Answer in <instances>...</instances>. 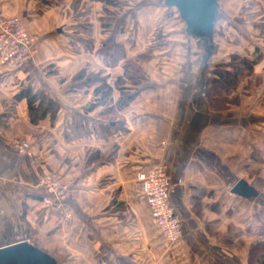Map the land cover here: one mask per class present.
Instances as JSON below:
<instances>
[{
    "label": "crops",
    "instance_id": "obj_1",
    "mask_svg": "<svg viewBox=\"0 0 264 264\" xmlns=\"http://www.w3.org/2000/svg\"><path fill=\"white\" fill-rule=\"evenodd\" d=\"M0 2L36 38L24 66L0 64V247L26 240L56 264H260L264 0H218L211 50L176 41L185 22L164 0ZM231 55L257 61L216 94L213 69ZM28 88L56 105L52 118L31 121ZM158 164L183 228L174 245L137 181ZM47 173L70 184V221L41 203ZM239 179L263 200L231 193Z\"/></svg>",
    "mask_w": 264,
    "mask_h": 264
},
{
    "label": "built area",
    "instance_id": "obj_2",
    "mask_svg": "<svg viewBox=\"0 0 264 264\" xmlns=\"http://www.w3.org/2000/svg\"><path fill=\"white\" fill-rule=\"evenodd\" d=\"M35 36L30 34L16 15L5 16L0 2V64L24 66L35 53ZM14 148L20 154H27L24 144L15 141ZM142 197L146 200L152 220L169 245H174L182 235L179 214L170 199L171 185L166 166L158 164L137 175ZM36 187L43 191L41 203L44 207L61 210L64 221L71 220L69 182L61 174L47 173L41 177Z\"/></svg>",
    "mask_w": 264,
    "mask_h": 264
},
{
    "label": "water",
    "instance_id": "obj_3",
    "mask_svg": "<svg viewBox=\"0 0 264 264\" xmlns=\"http://www.w3.org/2000/svg\"><path fill=\"white\" fill-rule=\"evenodd\" d=\"M164 1L166 6L177 8L188 29L199 37L206 49L211 50L212 45L210 46L209 43L213 35L218 0ZM230 192L243 198L263 200L259 192L244 179L235 181ZM0 264H56V261L26 240H19L0 247Z\"/></svg>",
    "mask_w": 264,
    "mask_h": 264
},
{
    "label": "trees",
    "instance_id": "obj_4",
    "mask_svg": "<svg viewBox=\"0 0 264 264\" xmlns=\"http://www.w3.org/2000/svg\"><path fill=\"white\" fill-rule=\"evenodd\" d=\"M189 33L194 35L192 30H190ZM256 61L257 58H254V60H249L242 56L239 57L236 55H231V59L228 63L216 65L213 69L215 77H213L209 82L214 93L222 94L223 92L227 93L230 89H235L242 79L246 78L252 73V67ZM127 69L128 70L126 71V74L130 81L133 83H138L141 81L137 71H135L133 68H130V66L127 67ZM19 97L26 100L29 118L33 123L42 119L46 113H50L51 118L54 116L56 105L44 97L39 99V96L33 93L30 88L22 90ZM249 254L264 255V241L257 243L253 249L250 248ZM258 262H260V264H264V259H260Z\"/></svg>",
    "mask_w": 264,
    "mask_h": 264
},
{
    "label": "rangeland",
    "instance_id": "obj_5",
    "mask_svg": "<svg viewBox=\"0 0 264 264\" xmlns=\"http://www.w3.org/2000/svg\"><path fill=\"white\" fill-rule=\"evenodd\" d=\"M168 10H172V9H168ZM170 15V14H169ZM174 16H178V15H176L175 13L174 14H172L169 18H172V17H174ZM179 16H181V15H179ZM165 19V18H164ZM182 25V27H180V28H182L183 30H185V32H186V35L188 36V38H186V40H183L184 39V37L185 36H183L182 35V37H177L176 38V41H178V42H181L182 44H184V43H186V44H188L189 42L190 43H194V40H195V38H197L195 35H192V34H190L189 32H190V30L188 29V27H187V25H186V23H182L181 24ZM171 32H173L172 31V29H170V28H168V30H165V33H166V35L168 36V34H171ZM185 41V42H183V41ZM210 41H211V39H210ZM183 49V48H182ZM182 54H183V56L185 55V51H184V49L182 50ZM185 58V57H184ZM181 60H183V58H181ZM177 62H183V61H177ZM256 244H253L252 246H250V248L251 249H253L254 248V246H255Z\"/></svg>",
    "mask_w": 264,
    "mask_h": 264
}]
</instances>
